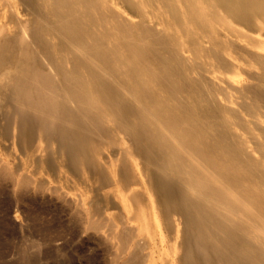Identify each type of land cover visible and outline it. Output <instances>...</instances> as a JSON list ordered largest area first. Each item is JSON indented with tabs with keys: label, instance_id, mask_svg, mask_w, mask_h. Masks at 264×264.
Segmentation results:
<instances>
[{
	"label": "bare ground",
	"instance_id": "obj_1",
	"mask_svg": "<svg viewBox=\"0 0 264 264\" xmlns=\"http://www.w3.org/2000/svg\"><path fill=\"white\" fill-rule=\"evenodd\" d=\"M0 214L103 264H264V0H0Z\"/></svg>",
	"mask_w": 264,
	"mask_h": 264
},
{
	"label": "rangeland",
	"instance_id": "obj_2",
	"mask_svg": "<svg viewBox=\"0 0 264 264\" xmlns=\"http://www.w3.org/2000/svg\"><path fill=\"white\" fill-rule=\"evenodd\" d=\"M46 216L45 218L50 219V224L43 221L42 228L41 222L39 224L31 225L30 227H24L23 224L25 223L22 217L15 219L12 216V222L10 221L6 224L5 220L1 221L3 217L0 214V264H103L98 258L94 259V261L89 260L88 257L90 252L88 247L84 244L72 242L65 243L60 241L45 246L42 245L41 242H37L38 244L30 243L32 237H35L36 239V237H40L42 232H49L48 234H51L52 236L60 235L61 232L62 235H67V233H65L67 230L63 220L49 215V217ZM57 227L61 228L58 229ZM40 229L41 231H39ZM47 229H52V233L47 231ZM26 239L29 241L26 242Z\"/></svg>",
	"mask_w": 264,
	"mask_h": 264
}]
</instances>
